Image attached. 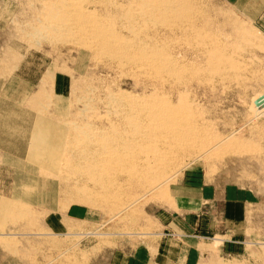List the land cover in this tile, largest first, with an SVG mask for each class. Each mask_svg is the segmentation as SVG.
<instances>
[{"label": "bare ground", "instance_id": "bare-ground-1", "mask_svg": "<svg viewBox=\"0 0 264 264\" xmlns=\"http://www.w3.org/2000/svg\"><path fill=\"white\" fill-rule=\"evenodd\" d=\"M22 2L29 12L23 17L26 27L19 36L28 46L47 44L54 55L51 70L43 73L37 92L28 100L34 120L28 134L27 162L32 161L42 174L58 175L66 200L106 215L77 239L93 236L100 241L109 233L116 234L103 230L105 224L133 221L143 198L173 200L172 188L181 187L178 176L186 168L201 163L210 169L214 162L230 160L232 152L242 161L249 143L253 146L249 150L258 151V142L253 145L255 139L249 143L241 140L239 127H233L235 120L229 127L233 119L225 122L223 111L219 117L217 110L222 106L213 102L218 92L229 87L244 90L256 79L257 88L250 89L248 99L240 94L238 98L249 121L264 116V77L258 73L260 66L253 54L255 43L261 39L235 22L222 8L225 5L220 7L214 0ZM6 48L14 58L17 49ZM63 49L81 54L82 62L73 59L67 65L61 59ZM1 56L0 62L6 64V56ZM58 72L70 78L68 96L56 92L54 78ZM125 79L130 80L131 89L124 88ZM62 100L67 101L66 109L60 107ZM249 128L251 133L259 130L254 125ZM15 200L0 199L1 218L11 222L10 227L14 229L13 223L20 221L29 227L42 224L45 212L33 211ZM70 218L65 217L69 226L74 221ZM43 224L42 228L48 229ZM13 231H8L12 236L5 240L1 237L6 252H14L12 244L21 243L22 239L14 236L22 233ZM61 234L48 232L52 245L59 247L57 236ZM78 241L55 251L54 257L46 256L42 264H75L77 255L85 253ZM57 259L60 261L55 262Z\"/></svg>", "mask_w": 264, "mask_h": 264}, {"label": "rangeland", "instance_id": "rangeland-1", "mask_svg": "<svg viewBox=\"0 0 264 264\" xmlns=\"http://www.w3.org/2000/svg\"><path fill=\"white\" fill-rule=\"evenodd\" d=\"M22 1L26 0H0V58L3 54V57L6 56L4 59L7 60L6 64L0 62V199H16L19 200V205L22 204L21 206L33 208L31 210L40 213L47 212L44 213L46 215L44 220L42 219L44 222L41 219L40 221L42 224L45 223L48 229L44 228V224V229L42 224L29 227L30 225L24 221H20L21 224L13 223V229L10 227L12 223L8 220L6 223L1 218V214L0 240L12 236L9 234L13 230L22 233V235L18 234V237L14 236L22 240L18 247L12 244L11 248L14 252H6L2 243L4 240L0 241V264H42L47 260L46 256L54 257L55 251L67 249L65 247L75 243L76 240H79L80 247L85 249L82 252L86 254L79 253L75 264H223L225 261L234 264H264V137L262 135L264 124H260L264 123V116L259 120L249 121L250 118L244 116L245 108L238 98L240 94L248 99L251 90L257 88L254 78L251 79H254L253 82L249 80L245 91L241 89L242 87L240 91L235 87H229L223 93L218 92L220 97L215 96L213 102L218 104L216 107L222 106V110L217 112L223 111L222 119L225 122L227 120L228 123L233 119L229 122L231 124L229 127H232V122L235 120L233 127H239L241 140L246 139L245 141L248 140L249 143L255 139L254 143L258 142V145L253 143L258 147V151L249 150L253 147L252 143H249L245 159L243 158L242 161H238V154L232 152L230 160L214 162L210 169L201 163L186 168L182 176H178L181 187L172 188L171 194L174 196L172 201L158 196L143 198L134 213L136 218L132 215L133 221H111L105 224L103 230H113L112 232L116 231V234L109 233L111 235L105 236L100 241L93 236H88L84 240L77 239L80 238L81 233L93 230L92 228L104 217L106 218V215L102 216L100 210L96 208L66 200L61 187L63 182L58 175L42 174L35 169L37 167L32 161L27 162L30 140L28 134L31 132L34 120V111H31L33 109L28 100L37 92L43 73H46L47 69L51 70L50 65L54 55L49 52L47 44L42 45L43 48L28 46L29 43L19 36L21 29L26 27L23 17L25 18L28 15L27 11L29 12L28 6ZM217 1L214 0L215 4L220 7L225 5L222 8L230 12L235 22L247 28L246 31L256 32L260 37L261 42L255 43L257 50L254 48L253 54L255 53V64L260 66L258 73L264 77V24L261 23L264 19V0ZM20 8L22 14L19 13ZM7 45L17 49L14 52L16 58L10 55L11 50L6 48ZM62 53L64 57L61 59L66 60L69 66L73 59L79 62L83 60V56L76 51L63 49ZM57 74L54 78L56 92L58 95L68 96L70 78L64 73ZM49 83L51 84L50 81ZM49 83H46L48 88L51 87ZM123 86L126 89L132 88L128 79L124 80ZM249 86L251 87L248 88ZM66 103V100H62L60 107L66 109ZM253 125L258 127L256 130L259 129L254 130L255 133H251L253 129L249 128ZM60 194L61 196L58 197ZM17 201L15 203H18ZM65 217L74 220L71 226L67 225ZM48 230L63 233L57 236L59 247L52 245L53 242L50 241L52 235H48ZM29 232L31 234H28ZM228 239L232 241L225 243ZM97 246L99 248H96ZM58 261L60 259L55 262Z\"/></svg>", "mask_w": 264, "mask_h": 264}, {"label": "crops", "instance_id": "crops-1", "mask_svg": "<svg viewBox=\"0 0 264 264\" xmlns=\"http://www.w3.org/2000/svg\"><path fill=\"white\" fill-rule=\"evenodd\" d=\"M235 1L237 2L238 0H235ZM262 21H263V22H261V23L264 24V19H263ZM229 241H232V240L228 239V240L225 241V243H226V242H229Z\"/></svg>", "mask_w": 264, "mask_h": 264}]
</instances>
